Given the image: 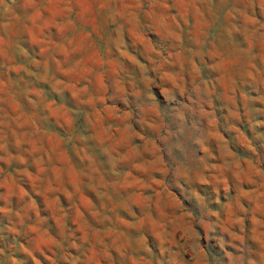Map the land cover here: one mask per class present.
I'll return each instance as SVG.
<instances>
[{"label": "rangeland", "instance_id": "obj_1", "mask_svg": "<svg viewBox=\"0 0 264 264\" xmlns=\"http://www.w3.org/2000/svg\"><path fill=\"white\" fill-rule=\"evenodd\" d=\"M0 264H264V0H0Z\"/></svg>", "mask_w": 264, "mask_h": 264}]
</instances>
